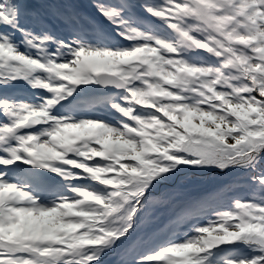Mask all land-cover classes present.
I'll list each match as a JSON object with an SVG mask.
<instances>
[{
  "label": "snow or ice",
  "instance_id": "obj_1",
  "mask_svg": "<svg viewBox=\"0 0 264 264\" xmlns=\"http://www.w3.org/2000/svg\"><path fill=\"white\" fill-rule=\"evenodd\" d=\"M0 264H264V0H0Z\"/></svg>",
  "mask_w": 264,
  "mask_h": 264
},
{
  "label": "rangeland",
  "instance_id": "obj_2",
  "mask_svg": "<svg viewBox=\"0 0 264 264\" xmlns=\"http://www.w3.org/2000/svg\"><path fill=\"white\" fill-rule=\"evenodd\" d=\"M83 133L81 132V130H75V129H69L67 132H66V138H71L72 136H75V135H82Z\"/></svg>",
  "mask_w": 264,
  "mask_h": 264
}]
</instances>
